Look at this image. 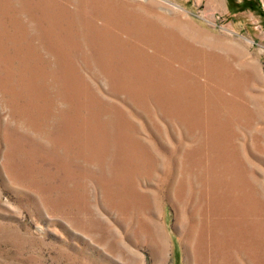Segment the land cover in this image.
Listing matches in <instances>:
<instances>
[{
    "label": "rangeland",
    "instance_id": "374dc122",
    "mask_svg": "<svg viewBox=\"0 0 264 264\" xmlns=\"http://www.w3.org/2000/svg\"><path fill=\"white\" fill-rule=\"evenodd\" d=\"M0 264H264V0H0Z\"/></svg>",
    "mask_w": 264,
    "mask_h": 264
}]
</instances>
